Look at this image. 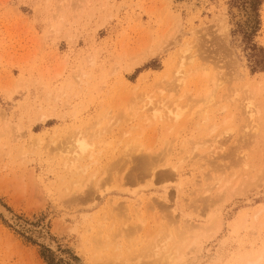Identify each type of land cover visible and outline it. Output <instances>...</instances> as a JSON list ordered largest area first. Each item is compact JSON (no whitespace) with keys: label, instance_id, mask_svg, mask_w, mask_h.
I'll list each match as a JSON object with an SVG mask.
<instances>
[{"label":"rangeland","instance_id":"1","mask_svg":"<svg viewBox=\"0 0 264 264\" xmlns=\"http://www.w3.org/2000/svg\"><path fill=\"white\" fill-rule=\"evenodd\" d=\"M0 208V264H151L168 230L264 264V0H0Z\"/></svg>","mask_w":264,"mask_h":264},{"label":"bare ground","instance_id":"2","mask_svg":"<svg viewBox=\"0 0 264 264\" xmlns=\"http://www.w3.org/2000/svg\"><path fill=\"white\" fill-rule=\"evenodd\" d=\"M223 49H224V48L221 47L219 50H220V51H221V50L223 51ZM219 50H218V51H219ZM181 62H182V61H181ZM196 67H197V66H195V68H196ZM198 67H199V66H198ZM168 70H169V69H167V71H168ZM175 71H176V70H175ZM180 71H181V70H180ZM180 71H179V72H180ZM164 73H165V72H164ZM166 73H167V72H166ZM185 74H186V72H185ZM172 75H174V74H172ZM216 75H217V74H215V75L213 74L212 77H211V78H212L213 80H215V81H216L215 78H217ZM181 76H182V78H183V75H181ZM218 77H220V76H218ZM173 78H174V77H173ZM178 78H179V73H178ZM182 78H181V79H182ZM217 79H218V78H217ZM167 80H168V79H167ZM213 80H212V81H213ZM203 81H204V80H203ZM173 82H174V81H173ZM213 83H214V82H213ZM245 83L249 85V81H248V80H247V82H246V81L244 82L243 86L245 85ZM157 84H158V83H157ZM178 84H179V83H178ZM163 85H164V84H163ZM216 85H217V84H216ZM245 86H246V85H245ZM165 87H166V86H165ZM212 87H213V86H212ZM238 87H239V86H238ZM246 87H247V86H246ZM155 88H156V87H155ZM214 88H215V86H214ZM162 89H163V88H162ZM205 89H209V88H205ZM211 89H213V88H210L209 90H206L207 92L204 91V92H205V93H204L205 95H202V96H204V99L207 98V99H209V100H212V97H213L212 95H214V94H212L213 91H210ZM160 90H161V89H160ZM163 90H164V89H163ZM169 90H170V89H169ZM214 90H215V89H214ZM138 92H139V91H138ZM143 92H144V91H142V93H143ZM168 92H169V91H168ZM210 92H211V93H210ZM140 93H141V92H140ZM140 93H139V94H140ZM146 93H147V92H146ZM153 93H155V92H153ZM169 93H170V92H169ZM171 94H172V93H171ZM145 95H146V94H145ZM137 96H138V95H137ZM142 96H143V95H142ZM156 97H157V96H156ZM165 97H167V96H165ZM194 97H195V96H194ZM137 98H138V97H137ZM175 98H176V97H175ZM188 98H189V97H188ZM192 98H193V97H192ZM197 98H199V97H197ZM210 98H211V99H210ZM135 99H136V98H135ZM159 99H161V98H159ZM162 99H164V98H162ZM190 99H191V98H190ZM190 99H188V100H190ZM207 99H206V100H207ZM138 100H139V99H138ZM140 100L142 101V99H140ZM143 100H144V99H143ZM178 100H179V99L177 98L176 101L178 102ZM192 100H193V99H192ZM192 100H191V101H192ZM202 100H203V99H202ZM202 100H201V101H202ZM206 100H205V101H206ZM161 101H162V100H161ZM165 101H166V100H164L163 103H164ZM167 101H169L168 98H167ZM194 101H196V100H194ZM198 101H199V99H198ZM135 102H136V101H135ZM147 102H148V101H147ZM211 102H212V101H211ZM167 103H169V102H167ZM174 103L176 104V102H174ZM174 103H173V105H174ZM196 103H198V102H196ZM249 103H253L252 100H249ZM132 104H133V103H132ZM179 104H180V103H179ZM190 104H191V103H190ZM205 104H206V103H205ZM207 104H208V103H207ZM167 105H168V104H167ZM171 105H172V104H171ZM181 105H182V104H181ZM186 105H187V104H186ZM176 106H177V105H176ZM134 107H135V106H134ZM178 107H179V105H178ZM247 107H249V105H248ZM130 108H132V106H131ZM123 110H124V109H123ZM178 110H179V109H178ZM175 111H176V112L174 113V118L177 119V118L180 116V114H181L182 112H181L180 110H179V111L175 110ZM182 111H183V110H182ZM155 112H156V111H155ZM132 113H133V112H132ZM154 118H155V117H154ZM159 118H161L160 115H159ZM146 119H147V118H146ZM148 119H149V118H148ZM131 132H132V131H131ZM82 133H83V132H82ZM69 134H70V131H69ZM85 134H86V133H85ZM79 135H80V134H79ZM81 136H82V135H81ZM90 136H91V135H90ZM75 137H76V136H75ZM82 137H84V136H82ZM82 137H81V139H78V137H76L77 140H74L75 143H74L73 140H71V142L73 141L72 143L70 142V143L72 144V145L70 144V146H71L70 148H72V149L70 150V152H71V154L73 155V157H72L73 160L77 161V163H76V165L78 164L77 167H79V165H80V164L78 163V161H80L81 159H84V158L81 157V156H83V155L87 152V149H88V147H89V146H88V143L86 142L87 139H86V141H85V139H82ZM133 137H134V136H133ZM133 137H132L133 142H130L131 145L129 144V142H128L127 140H126L127 142L125 141V143H128V144H129V145L126 144L128 147H126V145H124L126 149L129 148V147L131 146V147L129 148L131 151H132L133 146H134V148H135V147L138 148V145H139V144L136 143L137 141L135 142V144H137V146L132 145V144L134 143V138L137 140L136 136H135L134 138H133ZM65 138H66V137H65ZM87 138H88V137H87ZM68 139H69V138H68ZM74 139H75V138H74ZM66 140H67V139H66ZM92 140H93V137H92ZM132 140H131V141H132ZM63 141H64V140H63ZM69 141H70V140H69ZM69 141H68V142H69ZM89 141H90V140H89ZM93 141H94V140H93ZM61 142H62V141H61ZM141 143H142V142H141ZM68 144H69V143H68ZM73 144H74V145H73ZM65 145H66V144H65ZM90 145H92V144H90ZM68 146H69V145H68ZM72 146H73V147H72ZM141 146H143V145H141ZM125 148H124V149H125ZM134 148H133V149H134ZM139 148H140V147H139ZM66 149H67V148H66ZM129 149H127V152H129V151H128ZM135 149H136V148H135ZM135 149H134V150H135ZM89 150H90V149H89ZM136 150H137V149H136ZM66 151H67V150H66ZM68 151H69V150H68ZM141 151H142V150H141ZM121 152H122V151H121ZM133 152H134V151H133ZM136 153H137V152H136ZM140 153H141V152H140V150H139V154H140ZM124 154H125V153H124ZM141 154H142V153H141ZM72 155H71V156H72ZM86 155H87V153H86ZM129 155H131V154H129ZM129 155H128V156H129ZM137 155H138V154H137ZM71 156H70V157H71ZM153 156H154V155H153ZM204 156H205V154H204ZM67 157H68V156H67ZM70 157H69V158H70ZM125 157H126V155H125ZM129 157H130V156H129ZM156 157H157V156H156ZM69 158H68V159H69ZM79 158H80V160H78ZM134 158H135V157H134ZM138 158H139L138 161H139V163H140L142 166H146V167L148 166V167H149V166L152 164V162H153V160L151 161V159L149 158L148 154H147V155H146V154H145V155L143 154L142 156H140V157H138ZM64 159H65V157H64ZM64 159H63V160H64ZM152 159H153V158H152ZM75 161H74V162H73V161H72V162L69 161V163H70V162H71V163H75ZM136 161H137V160H136ZM62 162H63V161H62ZM134 162H135V161H134ZM155 162H156V161H155ZM63 163H64V162H63ZM202 163H204V162H202ZM72 165H73V164H72ZM84 165H85V164H84ZM84 165H83V166L81 165L82 168H85L86 166H88V165H86V166L84 167ZM135 165H136V164H135ZM152 165H153V164H152ZM154 165H155V164H154ZM156 165H157V164H156ZM202 165H203V164H202ZM81 166H80V167H81ZM199 166H200V165H199ZM71 167H72V166H71ZM75 167H76V166H75ZM77 167H76V168H77ZM151 167H153V166H151ZM151 167H150V168H151ZM73 168H74V167H73ZM73 168H72V169H73ZM86 168H87V167H86ZM148 169H149V168H148ZM70 171H73V170H71V168H70ZM77 171H78V170H77ZM80 171H81V169H80ZM93 171H94V170H93ZM93 171H92V172H93ZM142 171H143V170H142ZM81 172H84V171H81ZM88 172H89V171H88ZM94 172H96V171H94ZM94 172H93V173H94ZM72 173H74V171H73ZM72 173H70V174H71V177H73V176H72ZM78 173H79V171H78ZM78 173H77V175H78ZM66 174H67V173H66ZM75 174H76V173H75ZM79 174H80V173H79ZM81 174H82V173H81ZM95 174H96V173H95ZM86 175L88 176V174H86ZM91 175H93V174L90 173L88 177L90 178ZM127 175H128V174H127ZM87 176H86V177H87ZM71 177H68V178H71ZM75 177H76V176H75ZM78 177H79V176H77L76 179H77ZM80 177L83 178V175H81ZM80 177H79V178H80ZM86 177H85V178H86ZM63 178H64V177H63ZM81 178H80V179H77L78 182H79V184L77 183V180L74 181L72 178L70 179V181H69V179H68V180L65 179V181L67 180V182L70 183L71 180H73L72 183H74V182L76 183V185L74 184L75 187H74V185H73L72 183H70L71 185L68 184V186H69V188H72V187H70V186L73 185V190H74V189L76 190V189L79 188V186H80L81 183H85L86 180H87V179H85V181L82 182V181H80ZM89 178H88V179H89ZM91 178H93V177H91ZM91 178H90V179H91ZM129 178H130V177H129ZM74 179H75V178H74ZM96 179H97V178H96ZM137 179H138V178H137ZM83 180H84V179H83ZM133 180H134V178H133ZM65 181H64V182H65ZM91 181H92V179H91ZM91 181L88 180V182H89L90 184H91ZM94 181H95V180H94ZM94 181H93V182H94ZM96 181H97V180H96ZM98 181H99V180H98ZM134 181H135V180H134ZM80 182H81V183H80ZM88 182H87V183H88ZM227 182H229V180H227ZM87 183H85V185H84V184H82V185H84V186L86 187V184H87ZM98 183H99V182H98ZM98 183H97V184H98ZM90 184H89V185H90ZM62 185H64V184L62 183ZM87 185H88V184H87ZM207 185H208V184H207ZM220 185H221V184H220ZM226 185H227V184H226ZM76 186H77V187H76ZM64 187H67V186H64ZM82 187H83V186H82ZM203 187L205 188V185H203ZM206 187H207V186H206ZM67 188H68V187H67ZM80 188H81V186H80ZM83 188H84V187H83ZM204 188H203V189H204ZM218 188H219V187H218ZM199 189H201V188L199 187ZM199 189H197V190H199ZM208 189H209V188H208ZM220 189H221V188H220ZM222 189H223V187H222ZM71 190H72V189H71ZM79 190H80V189H79ZM223 190H224V189H223ZM81 191H82V190H81ZM84 191H85V190H84ZM217 193H218V191H217ZM201 199H202V198H201ZM203 199H204V198H203ZM126 209H127V208H126ZM0 210H2V208H0ZM2 211H4V209H3ZM125 212H126V210H125ZM136 213H137V212H136ZM136 213H135V214H136ZM4 214H5V213H4ZM119 214H120V213H119ZM137 214H138V213H137ZM120 215H121V214H120ZM139 215H140V214H139ZM139 215H138V216H139ZM121 216H122V215H121ZM136 216H137V215H136ZM136 216H135V217H136ZM124 217H125V216H124ZM139 217H141V216H139ZM122 218H123V217H122ZM136 218H137V217H136ZM144 218H145V217H144ZM120 219H121V218H120ZM123 219H125V218H123ZM127 219H128V218H127ZM141 219H143V218H141ZM138 220H139V219H138ZM125 221H126V220H125ZM139 221H140V220H139ZM115 222H116V221H115ZM118 222H120V221H117V223H118ZM121 222H122V221H121ZM121 222H120V223H121ZM123 222H124V221H123ZM135 222H136V221H135ZM137 222H138V221H137ZM128 223H130V222L128 221ZM140 223L142 224L143 222L141 221ZM122 224H125V223H122ZM132 224H133V222H132ZM132 224H131V225H132ZM137 224H138V223H137ZM131 225H128V226H130V228H131L132 226L135 228V226H136V224H134L135 226H134V225L131 226ZM188 225H190V224H188ZM119 226H120V225H119ZM125 226H126V225H125ZM128 226H127V227H128ZM127 227H121V226H120V228L118 229V231L121 230V229H123V228L125 229V228H127ZM137 227H140V226H137ZM109 228H111V227H109ZM117 228H118V227H117ZM130 228H128V229H130ZM189 228H190V227H189ZM115 229H116V228H115ZM136 229H138V228H136ZM139 229H140V228H139ZM139 229H138V231H139ZM116 230H117V229H116ZM113 231H115V230H113ZM113 231H112V232H113ZM118 231H116V232H118ZM123 231H126V229L123 230ZM133 231H134V230H133ZM133 231H132V232H133ZM135 232H136V231H135ZM171 232H172L171 230H168V231H165V232H164V233H166L165 235L162 233L163 235L161 234V236H163V237H161V236H160V237H161L162 239L165 237L163 240L159 237V234H156L157 239H155V242H156V240L160 241V239H161V240H162V244H163V242L165 241L164 244H166V246L164 245V247H167V246H168L167 240H170V246H169L170 249H169V250H170L171 252H170V251H168V252H167V251H166V252H165V251L161 252V251H160V250H161V249H160L161 246H160L158 249L155 248V250H154V247H155V246H157V245H158V246H159V245H162V244H161V241H160V243L156 242L157 245H156L155 242H151V241H150V243H147V242H146L147 244H145V243H144V245L142 244V245H143V246H142L143 248L140 247L141 249H143L142 252H140V251L138 250V251L142 254V258L144 257V259H146V261H147V260H152V259H154V258H155V261H156V259L159 258L160 263L163 262L162 264H180L181 262H182L181 264H183V261H184V259H185L186 252L188 251V249H186V248L190 247L189 244L194 245V247H195V245H196V248H197V247L199 246V242L197 241L198 239H197L196 236H194L193 239L190 237V239L186 242V237L184 236V237H181V238L179 239L178 242L175 241V240L172 241V238H173V237H172ZM130 233H131V232L129 231V235H132V234H130ZM147 233H148V232H146V233H145L146 235H145V234H144V235L147 236ZM112 234H113V233H112ZM114 234L118 236V234H121V231H119L118 233H114ZM123 234H124V233H123ZM123 234H121V235L124 237ZM121 235H119V237H120ZM148 236H149V235H148ZM125 237H126V236H125ZM167 237H168V238H167ZM114 238H115V237H114ZM146 238H147V237H146ZM146 238H144V239H146ZM158 238H159V239H158ZM118 239H119V238H118ZM166 239H167V240H166ZM45 240H46V239H45ZM147 240H148V238H147ZM105 241H106V239H105ZM99 242H100V241H99ZM102 242H103V241H102ZM127 242H129V241H127ZM143 242H144V241H143ZM185 242H186V243L189 242V244L186 245ZM106 243H107V245L105 244V248L109 249V247H110V243H111V242L107 240ZM134 243H136V241H135ZM130 244H131V243H130ZM117 245H119V243H118ZM132 245H134V244L132 243ZM188 245H189V246H188ZM129 246H130V245H129ZM162 246H163V245H162ZM186 246H188V247H186ZM194 247H193V248H194ZM118 248H119V246H118ZM114 249H117V247L114 248ZM171 249H172L173 251H172ZM183 249H186L187 251H186V250L183 251ZM118 251H119V250H118ZM126 251L129 253L130 248H127ZM134 251H135V250H134ZM143 251H145V252H144L145 255L143 254ZM185 251H186V252H185ZM115 252H116V251H115ZM164 252H165V253H169V252H170V253L167 254V255H165ZM116 253L121 254L120 252H116ZM131 253H132V251H131ZM140 253H139V254H140ZM162 253H163V255H162ZM119 254H118V255H119ZM126 254H127V253H126ZM132 254H133V253H132ZM132 254H131V255L129 254V255L132 257ZM134 254H135V253H134ZM136 254H137L136 256H138V257L141 256V254L139 255L137 252H136ZM262 254H263V253H262ZM262 254L258 255V256L255 257V258H252V259H250V260H247V261H246V262H247L246 264H260V258L262 257ZM118 255H117V257H118ZM164 255H165V257H164ZM136 256H135V257H136ZM159 256H162L161 259H160ZM131 257H130V258H131ZM146 257H147V258H146ZM149 257H151L152 259H148ZM120 258H121V257H120ZM130 258H129V259H130ZM142 258H141V259H142ZM162 258H163V260H164V259H165V260L163 261ZM123 259H124V258H123ZM123 259H122V261H123ZM139 259H140V258H139ZM126 260H127V261H130V260H128V259H126ZM142 260H143V259H142ZM159 260H157V263H155V261H153V262L150 261V263L152 262L151 264H158ZM161 260H162V261H161ZM144 261H145V260H144ZM124 262H125V260H124ZM130 263H131V262H130ZM138 263H139V262H138ZM142 263H143V261H142ZM142 263H141V264H142ZM139 264H140V263H139Z\"/></svg>","mask_w":264,"mask_h":264}]
</instances>
